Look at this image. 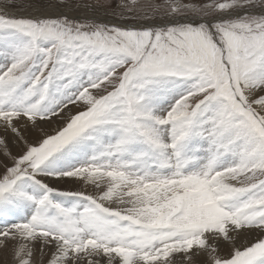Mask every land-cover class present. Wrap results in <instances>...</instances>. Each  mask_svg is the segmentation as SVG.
Masks as SVG:
<instances>
[{
    "label": "snow or ice",
    "instance_id": "snow-or-ice-1",
    "mask_svg": "<svg viewBox=\"0 0 264 264\" xmlns=\"http://www.w3.org/2000/svg\"><path fill=\"white\" fill-rule=\"evenodd\" d=\"M55 7L0 0V264H264V0Z\"/></svg>",
    "mask_w": 264,
    "mask_h": 264
},
{
    "label": "rangeland",
    "instance_id": "rangeland-1",
    "mask_svg": "<svg viewBox=\"0 0 264 264\" xmlns=\"http://www.w3.org/2000/svg\"><path fill=\"white\" fill-rule=\"evenodd\" d=\"M32 2H37V0H32ZM52 2L55 3L56 9L60 8L69 16L77 17L79 14L87 12L90 13L89 17L95 18V16H99L100 18L95 19L101 22H119L118 24L138 25L150 22H162L164 19H167L163 15L165 9L160 8L157 11H153L149 7V5L153 7L158 5L162 6L165 4V0H136L135 5H133L132 0H65L64 3H61L60 0H52ZM185 2L198 4L203 2V0H185ZM85 5L88 6L85 7ZM100 5H103V7ZM129 8L132 11H128ZM27 9L30 12H34L31 8L13 10L25 11ZM147 17H151V20L147 19ZM82 187H75L74 190H79Z\"/></svg>",
    "mask_w": 264,
    "mask_h": 264
},
{
    "label": "bare ground",
    "instance_id": "bare-ground-1",
    "mask_svg": "<svg viewBox=\"0 0 264 264\" xmlns=\"http://www.w3.org/2000/svg\"><path fill=\"white\" fill-rule=\"evenodd\" d=\"M14 14L16 15H27V14H32V15H35L37 13L35 12H30L28 9L27 10H23V11H15V10H12ZM42 11L46 12L47 14L49 15H57L59 13H64L60 8L59 9H56V8H50V9H42ZM83 16H86V17H89L90 16V13H87V12H84V13H81L79 14L77 17H83ZM95 18H100L99 16H95ZM105 20V19H104ZM116 23V22H115ZM119 22H117L118 24ZM121 24H124V23H121ZM54 122L51 123V124H48V123H42L41 124V127L44 131H51L53 130L59 123V121L55 120V118H53ZM62 188H67V189H71V190H74L75 187H80L82 185H76V184H63V185H60ZM88 191H91V187H89L87 189Z\"/></svg>",
    "mask_w": 264,
    "mask_h": 264
}]
</instances>
